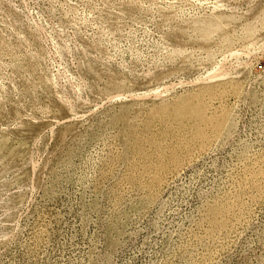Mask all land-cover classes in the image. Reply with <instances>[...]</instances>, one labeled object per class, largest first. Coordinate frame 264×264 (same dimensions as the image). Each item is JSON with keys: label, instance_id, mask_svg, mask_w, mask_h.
<instances>
[{"label": "rangeland", "instance_id": "rangeland-1", "mask_svg": "<svg viewBox=\"0 0 264 264\" xmlns=\"http://www.w3.org/2000/svg\"><path fill=\"white\" fill-rule=\"evenodd\" d=\"M0 264H264V0H0Z\"/></svg>", "mask_w": 264, "mask_h": 264}]
</instances>
